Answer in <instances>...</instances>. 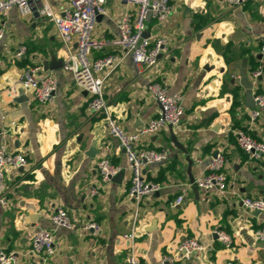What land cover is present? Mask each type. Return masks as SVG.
Instances as JSON below:
<instances>
[{
  "label": "crops",
  "instance_id": "obj_1",
  "mask_svg": "<svg viewBox=\"0 0 264 264\" xmlns=\"http://www.w3.org/2000/svg\"><path fill=\"white\" fill-rule=\"evenodd\" d=\"M70 0H49L55 12ZM172 11L163 22L148 18L144 36L166 38L168 48L155 66L144 68L127 56L113 71L103 72L104 96L110 111L126 133L139 131L160 112V104L146 92L149 82H158L169 94L182 95L183 114L172 127L192 160L196 178L215 152L227 159L228 187L195 193L187 175L185 154L170 139L169 128L143 134L136 149H166L168 159L148 164L146 180L160 189L140 202L129 198L130 171L126 153L111 136L104 121L87 109L89 96L80 90L61 68L45 69L43 61L52 55L61 59V42L53 22L21 18L16 8L0 17L3 36L0 44V143L22 153L26 166L6 167L7 208L0 206V249L14 251L18 264H127L128 241L122 235L133 228L134 250L142 264H160V257L173 252L183 238H194L209 250L194 252L187 263L177 264H264V242L254 235L264 225V212H249L240 202L243 196L264 198V155L248 161L237 147L233 130L242 128L264 141V110L247 130L250 107L240 85L230 82L238 76V64L246 58L252 94H264V0H250L230 7L224 0H170ZM107 14L96 21L94 36L117 34L116 22L125 12L132 16L137 5L107 0ZM100 24V25H98ZM25 53L15 56L18 48ZM248 48V54L227 61L226 50ZM120 53L111 46L93 51L91 58ZM57 80L54 101L40 105L29 92L18 102L17 85L32 67ZM258 67L262 80L252 76ZM19 91V89H18ZM234 92L239 105L232 108ZM107 157L120 166V176L101 183L97 162ZM97 187L92 196L90 191ZM180 204H174L177 196ZM64 208L74 224L72 230L54 227L50 216ZM89 220L98 222L101 232L92 236L83 228ZM54 228L55 251L45 263L28 254L33 234ZM223 230L232 242L226 248L215 237Z\"/></svg>",
  "mask_w": 264,
  "mask_h": 264
},
{
  "label": "built area",
  "instance_id": "obj_2",
  "mask_svg": "<svg viewBox=\"0 0 264 264\" xmlns=\"http://www.w3.org/2000/svg\"><path fill=\"white\" fill-rule=\"evenodd\" d=\"M124 1L137 5V13L132 16L125 12L116 22L117 34L114 37H95L93 35L97 14H107V0H70L60 12H55L49 0H0V17L6 16L11 8H16L21 18H28L34 22L50 20L57 29L62 44L60 52L63 61L62 70L69 74L75 85L89 96L87 109L94 115L99 116L105 123L111 136L119 141L120 148L126 153L127 168L130 171V187L127 191L129 198L140 202L144 197L157 192L160 184L146 180L143 169L148 164H161L167 161L168 152L162 148L136 149L137 143L143 134H154L169 126H177L183 114L182 95L179 93L169 94L167 88L158 82H149L145 92L161 105L159 114L150 119L148 123L137 132L126 133L113 118L110 106L104 96L103 72L115 70L125 57L129 56L133 62L144 68H151L156 65L158 57L166 52L168 41L166 38L157 37L150 40L144 36L145 21L148 18L157 22L165 21L171 11L170 0H113ZM230 7H237L250 0H224ZM3 32L0 28V44ZM111 46L120 50V53L103 55L92 59L93 51H100ZM25 46H20L15 53L19 57L25 53ZM264 53V45L261 46ZM40 67L30 68L21 77L17 85H12L7 93L15 96L19 88L24 93H30L32 99L40 105H49L54 101V94L57 89V80L52 74H40ZM262 74L261 67L253 71L252 76L257 78ZM254 108L248 113L247 130L256 122L260 112L264 110V94H253ZM235 143L243 152L246 160L257 161L264 155V141L254 138L246 130L237 128L233 130ZM27 161L25 156L19 152L10 151L5 142L0 143V206L7 208V185L4 180L6 167L23 168ZM227 159L221 151H217L202 171L194 178L193 184L204 192L215 191L222 195L228 187L226 174ZM101 183L111 181L120 173V166L113 164L107 157L101 158L96 165ZM98 188L91 189L90 194L96 195ZM183 196H177L174 204H180ZM241 205L249 212H264L263 197L243 196L240 198ZM54 227H62L72 230L74 224L70 215L64 208H57L50 216ZM82 228L92 236H98L101 226L94 220L85 222ZM217 239L229 248L231 245L230 236L223 230H215ZM259 242H264V225L254 232ZM128 241L130 253L127 257V264H142L138 260L134 250L136 232L133 228L130 232L122 235ZM209 250V246L200 243L194 238H183L176 249L160 257V264L187 263L194 252ZM55 251L54 228H41L37 230L30 242L28 254L38 258L41 263L53 255ZM0 264H18V256L14 251L0 249ZM231 264V263H229Z\"/></svg>",
  "mask_w": 264,
  "mask_h": 264
},
{
  "label": "water",
  "instance_id": "obj_3",
  "mask_svg": "<svg viewBox=\"0 0 264 264\" xmlns=\"http://www.w3.org/2000/svg\"><path fill=\"white\" fill-rule=\"evenodd\" d=\"M102 18V16L100 14H97V21L100 20ZM63 64L62 59H56V55H52L50 60H45L42 62V65L45 69L48 70H56L58 68H61ZM253 73V72H252ZM251 73V74H252ZM250 73L248 72L247 68H246V58H243L241 60V62L238 64V76L235 78H231L230 82L233 84H237L240 85L244 90H247L245 92V100L250 107H254V101H253V94H252V82L250 80ZM258 80H262V76H258L257 77ZM19 94H20V98H18V102H24L28 100V97L26 96V94L24 93V90L22 88H19ZM160 109H161V105H160ZM170 130V139L172 141V143L174 144V146L176 148H178L179 150H181L184 154H185V159L187 161V175L189 177V181L192 185L193 191L196 193L198 191V188L195 184H193L194 178L193 175L191 173V166H192V160L189 158V156L187 155V151L186 149L183 147V145L178 142L176 136L173 134L172 131V126L168 127ZM216 153V152H215ZM215 155V154H214ZM20 170H22V168H19ZM120 174H118L116 177H119ZM116 177H114L113 179H115ZM216 237V234H215Z\"/></svg>",
  "mask_w": 264,
  "mask_h": 264
},
{
  "label": "trees",
  "instance_id": "obj_4",
  "mask_svg": "<svg viewBox=\"0 0 264 264\" xmlns=\"http://www.w3.org/2000/svg\"><path fill=\"white\" fill-rule=\"evenodd\" d=\"M249 51L250 50L248 48H243L239 51H235V50H231V49L226 50V53H229V57H226V60L230 61V60L238 59V58L242 57L243 54H248ZM233 95H234V100L232 102V108H235L239 105V101L237 100V92H234Z\"/></svg>",
  "mask_w": 264,
  "mask_h": 264
},
{
  "label": "rangeland",
  "instance_id": "obj_5",
  "mask_svg": "<svg viewBox=\"0 0 264 264\" xmlns=\"http://www.w3.org/2000/svg\"><path fill=\"white\" fill-rule=\"evenodd\" d=\"M98 25H100V24H98ZM95 29H97L96 26H95ZM97 30H98V29H97ZM93 34H94V30H93Z\"/></svg>",
  "mask_w": 264,
  "mask_h": 264
}]
</instances>
